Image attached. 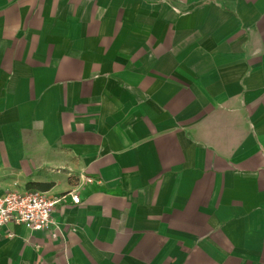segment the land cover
I'll list each match as a JSON object with an SVG mask.
<instances>
[{
	"label": "crops",
	"instance_id": "0c3cea01",
	"mask_svg": "<svg viewBox=\"0 0 264 264\" xmlns=\"http://www.w3.org/2000/svg\"><path fill=\"white\" fill-rule=\"evenodd\" d=\"M76 189L0 264H264V0H0V196Z\"/></svg>",
	"mask_w": 264,
	"mask_h": 264
},
{
	"label": "built area",
	"instance_id": "2783aa9c",
	"mask_svg": "<svg viewBox=\"0 0 264 264\" xmlns=\"http://www.w3.org/2000/svg\"><path fill=\"white\" fill-rule=\"evenodd\" d=\"M92 182L93 179L87 178ZM71 196L74 204L81 202L78 189L59 198H50L43 191H11L0 196V227L10 223L22 224L31 230H50L56 228L59 221L55 216L57 205L66 196ZM56 232L54 236H56Z\"/></svg>",
	"mask_w": 264,
	"mask_h": 264
}]
</instances>
